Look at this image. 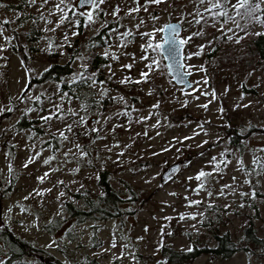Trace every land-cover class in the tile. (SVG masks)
I'll return each mask as SVG.
<instances>
[{"label":"rangeland","instance_id":"obj_1","mask_svg":"<svg viewBox=\"0 0 264 264\" xmlns=\"http://www.w3.org/2000/svg\"><path fill=\"white\" fill-rule=\"evenodd\" d=\"M58 2L0 0V234L6 230L24 246L19 251L7 233L0 237V264L12 256L8 264H172L164 246H214V235L224 232L238 252L187 264H264V61L252 49L263 24L236 16V0H224V7L239 27L211 19L200 0H105L98 13L66 0L60 7L69 19L62 23ZM88 11L90 25L81 15ZM198 12L206 23H194ZM81 19L83 29L73 24ZM170 22H185L181 38L193 36L185 56L204 46L185 60L188 90L174 82L161 50H143L150 40L143 34ZM102 30L101 46L94 36ZM125 32L132 35L121 47ZM151 42L162 43L163 34ZM97 54L107 66L95 65ZM55 63L74 69L64 82L91 81L84 100L62 93L57 82L31 84ZM141 72H150L147 81L135 83L143 81ZM126 77L133 82L121 83ZM23 115L36 127L21 129ZM225 160L217 171L216 162ZM173 165L177 170L165 178ZM200 171L212 175L196 191ZM103 173L121 197L119 214L105 220L71 214L68 202L86 212L87 201L103 194ZM249 227L263 242L244 237Z\"/></svg>","mask_w":264,"mask_h":264},{"label":"trees","instance_id":"obj_2","mask_svg":"<svg viewBox=\"0 0 264 264\" xmlns=\"http://www.w3.org/2000/svg\"><path fill=\"white\" fill-rule=\"evenodd\" d=\"M259 14V13H257ZM261 17L264 18V13H261ZM80 24V29H83L82 26L84 23L82 19L78 21ZM184 28L186 29L187 25L185 22H182ZM264 26V24H263ZM104 31L102 30L98 35L94 36V39L99 40L100 42L98 45H103L104 42L102 37L104 36ZM261 35H256L252 40V49L253 52L259 56V58L264 61V32L260 33ZM107 35V33L105 34ZM218 52V51H217ZM216 52V53H217ZM93 62H96L95 65L99 67H104L108 65V62L103 55H95L93 57ZM74 74V69L71 66V63L68 64H58L55 63L48 69H46L41 77L31 78V84L35 81L38 84L45 83V82H57L60 84V91L64 94H69L78 97L80 100H84V97L87 96L85 90L88 91V82H91L88 79H83L82 77H78L76 81H67L64 82V78L71 77ZM250 92L256 94L254 90H250ZM32 120H28L25 115L22 116L20 120V128L23 130H30L36 126H33ZM103 194L98 196L96 200L89 199L87 201V207L89 208L88 211H81L77 210L70 202L67 203V208L71 214L74 216L79 217L80 219H90L97 217L99 220H105L112 216H116L119 214V203L122 201L121 197L117 192L114 191L113 187L111 186L108 177L105 176V173L102 174L101 182H100ZM99 215V217L97 216ZM6 230H2L0 237L8 236V239L11 244H15L19 251H23L24 246L21 243H18V240L15 238L13 234H8ZM244 237L254 245L263 242L262 239L256 236L252 227H249L244 230ZM2 239V238H1ZM214 240L216 244L214 246L207 245H199L197 242L194 243L193 247L187 251H179L173 248L164 246L161 250L163 256L166 257L167 261L172 264H187L189 260H194L202 255H211L217 258H231L236 252H238V246L236 242L230 237L228 232L219 233L214 235ZM13 256L10 260H7L8 263L13 261ZM57 264H62L57 261Z\"/></svg>","mask_w":264,"mask_h":264},{"label":"snow or ice","instance_id":"obj_3","mask_svg":"<svg viewBox=\"0 0 264 264\" xmlns=\"http://www.w3.org/2000/svg\"><path fill=\"white\" fill-rule=\"evenodd\" d=\"M30 2L35 3V0H30ZM44 2L47 3V0H44ZM148 2L154 3V4H159V3L166 2V0H148ZM228 2L231 3V0H228ZM65 3H66V0H59V2L55 6L56 9L62 13L61 23L64 20L69 19L67 12H65L64 8L60 7L61 5L65 4ZM81 3L83 5L90 6L94 11H96L98 13L100 11V5L104 4L105 0H81ZM200 3L209 5V7L205 8L204 11L208 12L210 14V18L213 19L214 21L216 20L217 17H224V18H226V20H232L234 23H237L235 16H229L228 11L225 9L224 0H200ZM261 4H264V0H256L255 3L253 2V0H236V3L232 4V8L235 10L236 16H245L252 21L264 24V18H262L260 15L257 14V13H264V9L261 8ZM0 7H4V5L0 4ZM139 10H140L139 8L132 9V10H130L129 14H131L132 11H139ZM68 11H72L73 14H75L74 9H72L71 7L68 8ZM118 13H119V7L117 6V8L113 10L112 15L115 16ZM81 15H86V25H90V24L95 22L94 16H93V11H88L86 14L81 13ZM196 15L199 18L194 20L195 24H201L202 22L206 23L205 18H204V14L202 12H198V13H196ZM153 19H155V17ZM4 23H7V21H5ZM73 24H74V26H79L77 22H73ZM137 27H139V26H137ZM237 27H239L238 23H237ZM219 30L221 32H224L223 28H221ZM227 31L231 32L233 30L228 29ZM156 33L164 34L163 43L157 42V43L153 44L151 42V40L155 39ZM0 34H2V33H0ZM75 34H79V33H75ZM120 35L122 37V41H121L120 46L124 47L128 43L127 38L132 34H131V32H125V33H121ZM143 35L150 36V40L145 46H143V50L145 52H147L149 49H152L153 51L163 49L164 52L167 53V58L171 59L175 62V68L177 69L176 76H177L178 80L180 81V83L183 84L184 78L187 77L188 75H191V66L185 65L184 63L181 62L180 53H181V50L184 48V46L189 44L192 41L193 36L181 38L180 37V30L175 25H167L165 27H161L159 29L154 30V33H152V34L145 33ZM193 35L194 36H200V35H202V32L197 31ZM258 35H261V34L258 33ZM229 38H231V37H229ZM237 42H239V40H237ZM197 47L199 49L198 52L188 54V55L184 56L183 59L184 60H190L192 58V56L200 55L204 50V46L198 45ZM112 58L117 59V57H115V56H113ZM141 59L142 60H148L149 57L145 55V56H142ZM158 63H159L158 61L153 60V64H158ZM124 67L131 68V65H125ZM145 67L152 69L153 65L152 64H146ZM149 75H150V72H141V77L143 78V81L136 80L134 82L135 83H141V82L147 81ZM129 82H133V81H131L130 78H127V77L121 81V83H129ZM92 83L95 84V81L93 80ZM204 83H207V81L205 80ZM188 87L191 88V83L188 84ZM105 94H106V90H105ZM202 95H208V94L202 92ZM212 96H213V99H215V93L214 92L212 93ZM36 99L39 100V97H37ZM121 99H123V97H121ZM197 99H198V97H197ZM202 107L207 109L208 105L204 104V105H202ZM72 114L76 115V113H72ZM42 119L47 121V120L52 119V116L42 117ZM80 122L85 123L84 117L80 118ZM71 130H72V125H68V131L70 132ZM92 131L95 132V131H99V130L98 129H92ZM60 135L62 137H64V139H67V137L64 136L63 132H61ZM185 139H190V137H185ZM76 147L79 149L80 145L77 144ZM82 155H86V154L82 153ZM213 160L216 161V158L214 157ZM45 163H48V161H45ZM228 163H229V161H226V160L225 161H217L215 164V169L217 171H219V170H221V164H223L224 166H227ZM242 163L243 162L241 161V164ZM25 167H27V164H25ZM260 171H261V173H264V164L260 165ZM45 175H47V173ZM211 175H212V173H206L204 171H200L197 174L195 179L197 181H201V183L199 184V187H198V189H196V191H199L200 189L204 188V183L202 182V178L206 179L208 176H211ZM41 179H43V178H41ZM233 179H235V178H233ZM225 187H227V186H225ZM209 195H211V193H209ZM241 195H243V193H241ZM192 203L198 204L199 202L194 201ZM193 218H195V217H193ZM113 247H115V244H113Z\"/></svg>","mask_w":264,"mask_h":264},{"label":"water","instance_id":"obj_4","mask_svg":"<svg viewBox=\"0 0 264 264\" xmlns=\"http://www.w3.org/2000/svg\"><path fill=\"white\" fill-rule=\"evenodd\" d=\"M78 7L80 9H83V8H87V7H90V6L83 5L81 3V0H79ZM167 25H175V26H177V28L180 30V36L182 35V33H183V25L180 22H170V23L166 24L165 26H167ZM163 37H164V34H163ZM161 53H162V55H163V57L165 59L168 71H169L170 75L172 76L174 82L177 85H179V86H183L185 89H189L190 88V87H188L189 83H191V87H192V82L190 80L191 75H188L187 77L184 78V83L183 84L180 83V81L178 80V78L176 76L177 69L175 68V62L173 60L167 58V53H165L163 49H161ZM184 56H185V46L181 50V53H180L181 62L185 64V60L183 59ZM177 168H178V165H173L172 167H170L167 170V172L165 173L164 177L165 178L170 177L177 170Z\"/></svg>","mask_w":264,"mask_h":264},{"label":"flooded vegetation","instance_id":"obj_5","mask_svg":"<svg viewBox=\"0 0 264 264\" xmlns=\"http://www.w3.org/2000/svg\"><path fill=\"white\" fill-rule=\"evenodd\" d=\"M0 259H1V255H0ZM1 261V260H0ZM5 264H8V261L6 260Z\"/></svg>","mask_w":264,"mask_h":264}]
</instances>
